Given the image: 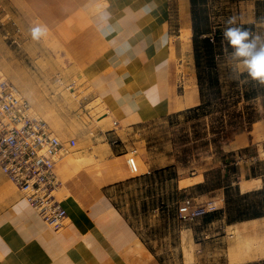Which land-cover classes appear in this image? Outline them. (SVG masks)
I'll return each mask as SVG.
<instances>
[{
	"label": "rangeland",
	"instance_id": "1",
	"mask_svg": "<svg viewBox=\"0 0 264 264\" xmlns=\"http://www.w3.org/2000/svg\"><path fill=\"white\" fill-rule=\"evenodd\" d=\"M188 1L187 11L192 20ZM172 4L177 23L172 40L181 43L185 30L182 1L172 0ZM199 8L205 12L203 28L211 31L207 37L214 41L219 34L220 38L214 50L215 61L209 68L218 76V83L205 88L207 104L201 110L189 112L202 105L192 28V51L177 63L178 102L185 104L184 109L173 108L180 110L178 113H171L169 105L167 112L149 116L154 109L162 110L161 105L152 106L150 98L139 113L118 119L112 112L113 106L96 94L84 74L72 68L60 44L19 0H0V76L13 83L34 112L51 126L64 143V154L74 153L83 165L89 166L107 160L103 148L114 143L118 146L115 150L127 153L126 160L136 157L144 172L129 171L132 179L119 187L114 198L144 241L171 264H264L263 259L255 261L264 257V232L243 234L240 229H226L223 212L227 204L212 220L204 218L219 208L214 202L222 193L237 210L257 204L264 211V190L246 196L232 185L239 170L231 164L232 154L224 151L236 133L249 130L254 122L264 118V82L251 79L241 70L242 58L235 57V50L223 39L225 28L245 26L244 30H250L249 42L254 41L257 49L264 46V0H201ZM233 17L235 22L228 24ZM37 28L42 35L33 39L32 31ZM161 54L137 75V93L150 81L166 77L168 83L169 57ZM132 79L129 73L128 90L132 88ZM162 89V93L167 92L164 85ZM149 119L152 120L147 122ZM111 133L115 134L109 137ZM173 160L175 170L153 169ZM202 172L208 174L204 189L223 190L210 195L214 201L202 203L206 215L187 223L179 217L181 201L187 193L179 190L174 180ZM200 191L192 190V194ZM59 197L68 218L56 229L38 216L19 191L16 204L0 215V264H124L92 223L80 214L72 198H66L61 189ZM30 212L35 213L45 229L30 221ZM48 235L58 240L52 241Z\"/></svg>",
	"mask_w": 264,
	"mask_h": 264
},
{
	"label": "crops",
	"instance_id": "2",
	"mask_svg": "<svg viewBox=\"0 0 264 264\" xmlns=\"http://www.w3.org/2000/svg\"><path fill=\"white\" fill-rule=\"evenodd\" d=\"M19 1L27 8L31 17L38 20L60 44L62 54L68 57L72 68L84 74L96 94L113 106L112 112L120 120L127 119L130 117L129 113L137 114L144 108L139 101L137 93L139 82L136 77L166 48V56L169 57L166 74L170 93L169 105L172 107L170 112H180L173 109L178 108L179 104L177 63L186 55L183 53L181 43L172 40L177 24L172 0ZM182 20L184 29L192 28V20L187 10L182 12ZM129 73L133 75L131 90H128L127 82ZM195 98L197 99V96ZM114 134L108 136L112 137ZM115 148L118 146L108 143L103 148L107 153V160L103 159L89 166L83 165L74 153L62 155L55 164L61 190L66 198H72L80 214L92 223L124 264H171L162 253L152 249L144 241L130 218L126 217L116 204L114 197L119 187L131 180L132 176L129 175L127 153ZM224 151L232 154L234 162L231 164L236 165L239 170L232 185L238 186L242 195L264 190V172L261 171L264 169V118L254 122L249 130L236 133L228 141ZM246 151L248 152L244 153ZM175 163L176 160H173L169 165L153 169L175 170ZM223 171L225 172L226 168ZM198 178L200 180L193 182ZM174 181L179 190L187 193L181 201L179 212L184 207L185 199H192L196 206H204L206 201H214L210 195L223 190L204 189L208 184L207 172L179 177ZM242 181H256L258 184L251 190L243 192ZM182 183L187 184L183 186ZM197 189L201 190L196 193L198 195L192 194V190ZM18 196L19 190L0 170V215L16 204ZM214 203H217L219 208L207 214L205 219L212 220L218 211L226 208L224 193ZM223 214L226 229H240L242 233L264 232V213L257 218L234 222H228L226 209ZM128 236L137 240L129 239ZM216 241L219 243L220 239L216 238ZM262 259L264 260V257L255 261Z\"/></svg>",
	"mask_w": 264,
	"mask_h": 264
},
{
	"label": "built area",
	"instance_id": "3",
	"mask_svg": "<svg viewBox=\"0 0 264 264\" xmlns=\"http://www.w3.org/2000/svg\"><path fill=\"white\" fill-rule=\"evenodd\" d=\"M64 151V143L51 126L34 112L13 83L0 76V170L38 216L56 229L68 218L55 172ZM134 160L135 156L127 159L133 174ZM183 206L179 212L183 221L194 222L207 214L192 199H185Z\"/></svg>",
	"mask_w": 264,
	"mask_h": 264
},
{
	"label": "trees",
	"instance_id": "4",
	"mask_svg": "<svg viewBox=\"0 0 264 264\" xmlns=\"http://www.w3.org/2000/svg\"><path fill=\"white\" fill-rule=\"evenodd\" d=\"M200 1L201 0H190L192 7L193 51L202 105L196 109H190L189 112L203 109L205 104H207L204 92L205 88L213 87L218 83V76L209 68L213 66L212 64L215 61L214 50L216 43L220 42V38L219 34L216 35L214 41L212 38L207 37L211 34V31L208 28H203V26H205V19L203 18L205 12L199 8ZM245 28V26L242 27V29ZM226 204L228 222L257 218L262 216L264 213L263 210H260V206L257 204H251L238 210L232 207L229 198H227Z\"/></svg>",
	"mask_w": 264,
	"mask_h": 264
},
{
	"label": "bare ground",
	"instance_id": "5",
	"mask_svg": "<svg viewBox=\"0 0 264 264\" xmlns=\"http://www.w3.org/2000/svg\"><path fill=\"white\" fill-rule=\"evenodd\" d=\"M182 1V12H185L186 10H187V8H188V3H187V1L188 0H181ZM178 6V5H177ZM188 28V27H187ZM190 28V27H189ZM190 36H191V30L190 29H185V30H183V32H182V34H181V45H182V50H183V53H184V55H187V53L188 52H190V50H191V40H190ZM178 48V47H177ZM180 48V47H179ZM163 49V48H162ZM192 51V50H191ZM162 54L163 53H165V55L167 54V49L166 48H164L163 49V51L161 52ZM179 53V52H178ZM178 53H176V54H178ZM181 53H182V51H181ZM182 53V54H183ZM190 54V53H189ZM191 57H192V55H191ZM192 59V58H191ZM147 64V63H146ZM149 64V63H148ZM147 64V65H148ZM191 64H192V62H191ZM165 67H167V65L165 66ZM182 70V69H181ZM183 73V72H182ZM191 80V79H190ZM155 81V80H154ZM150 81L149 82V85L148 86H146V87H144L143 88V90H141L139 93H138V97L140 98L139 99V101H141L142 102V106H145L146 105V103H147V101L150 99V98H152V106H159V105H161V108H162V110L160 111V109H158V110H156V109H154L153 111H152V109H151V113H150V115H149V113H146V114H148L149 116H156V115H158L159 113H161V112H167L168 111V108H169V103H170V93H169V88H168V83H167V81H166V77H163V79L161 78V79H159V80H157V81ZM162 85H164L165 86V89H166V87H167V92H166V90H165V92L164 93H162V91H163V89H162ZM163 95V96H162ZM176 105V104H175ZM178 105V108L179 109H184V107H185V104L183 103V101L182 102H179V104H177ZM149 106H150V104L147 106L148 107V109H149ZM151 107V106H150ZM145 109H147L146 107H145ZM178 110V109H177ZM145 114V115H146ZM144 115V114H143ZM147 115V117H149ZM132 121H134V120H132ZM134 167H133V171H134V173L135 172H137V173H139V171L141 170V171H143V169H144V167L142 166V164L139 162V161H137V160H134ZM144 172V171H143ZM257 184H258V182H256V181H252V182H245V181H242V190H243V192H247V191H249V190H251L252 188H254V187H256L257 186ZM28 217H29V219H30V221H32L33 222V224L34 225H36V226H38L39 228H41V229H45L43 226H40V224H39V221H38V219H37V217H36V215H35V213L34 212H30V213H28ZM120 223V222H119ZM245 224H247V223H245ZM122 227V226H121ZM120 228V227H119ZM127 228V227H126ZM131 231V230H130ZM124 232V231H123ZM129 232V231H128ZM130 233V232H129ZM132 233V232H131ZM130 233V234H131ZM126 234V233H125ZM128 235V234H127ZM48 236H50V235H48ZM130 236H133V235H130ZM136 236V235H135ZM50 238L52 239V241H54V240H58V239H56V238H54V237H52V235L50 236ZM128 238H129V236H128ZM127 238V239H128ZM129 239H132V238H129ZM133 239H135V238H133ZM132 239V240H133ZM131 240V241H132ZM135 240H137V239H135ZM60 241H63V239H60ZM66 242L70 245V246H72V248H74L75 249V251H77L78 252V254H80L81 253V251L73 244V243H71L70 241H67L66 240ZM133 242V241H132ZM135 243V242H134ZM136 243H137V241H136ZM141 243V242H140ZM139 244V243H138ZM141 244H143V243H141ZM130 245V244H129ZM134 245H137V244H134ZM131 246H132V243H131ZM139 246V245H138ZM128 248H129V246H128ZM134 248V247H133ZM141 249V248H140ZM134 250H135V248H134ZM86 251V250H85ZM136 251V250H135ZM87 252V251H86ZM127 252H128V249H127ZM132 252V251H131ZM134 252V251H133ZM89 255V254H88ZM83 256H86V253H85V255H83ZM84 258V257H83Z\"/></svg>",
	"mask_w": 264,
	"mask_h": 264
},
{
	"label": "clouds",
	"instance_id": "6",
	"mask_svg": "<svg viewBox=\"0 0 264 264\" xmlns=\"http://www.w3.org/2000/svg\"><path fill=\"white\" fill-rule=\"evenodd\" d=\"M235 18H230L227 23L233 24ZM42 35V31L37 28L33 29V39H38ZM250 30L241 28H225L223 31V39L235 50L233 55L240 60L242 71H246L248 77L253 80L264 82V46L257 49L255 42H249ZM258 39V38H257ZM227 51V49H224Z\"/></svg>",
	"mask_w": 264,
	"mask_h": 264
}]
</instances>
